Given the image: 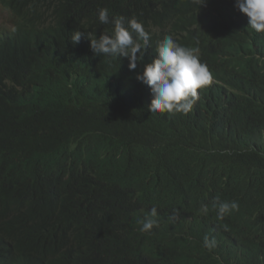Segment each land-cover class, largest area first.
<instances>
[{
  "label": "trees",
  "instance_id": "obj_1",
  "mask_svg": "<svg viewBox=\"0 0 264 264\" xmlns=\"http://www.w3.org/2000/svg\"><path fill=\"white\" fill-rule=\"evenodd\" d=\"M234 5L0 0V264H264V32ZM101 8L148 32L136 69L92 52ZM166 35L211 74L187 113L136 79Z\"/></svg>",
  "mask_w": 264,
  "mask_h": 264
},
{
  "label": "clouds",
  "instance_id": "obj_2",
  "mask_svg": "<svg viewBox=\"0 0 264 264\" xmlns=\"http://www.w3.org/2000/svg\"><path fill=\"white\" fill-rule=\"evenodd\" d=\"M194 3L199 7L205 0H194ZM234 6L246 15L248 25L254 31L264 32V0H235ZM97 15L101 24H111L113 30L111 34H102L98 38L86 37L90 41L92 52L108 57H126L128 68L136 69L137 62L143 59L144 50L149 46V34L144 26L135 18L126 20L123 16H118L110 19L107 8L99 9ZM84 35L75 30L70 41L75 45ZM155 53L156 57L152 62L144 64L142 73L136 76L137 80L151 89L149 111L187 113L198 98L197 90L211 82L207 66L200 62L192 49L181 46L171 35H166L158 41ZM212 206L220 218L238 207L234 201L225 202L219 198H216ZM202 211L207 213L208 207L202 206ZM173 213L174 216L179 215L176 209ZM156 217L157 208L152 207L149 214L139 221V231L150 232L153 227L158 226ZM204 246L211 250L215 246V240L205 237Z\"/></svg>",
  "mask_w": 264,
  "mask_h": 264
},
{
  "label": "rangeland",
  "instance_id": "obj_3",
  "mask_svg": "<svg viewBox=\"0 0 264 264\" xmlns=\"http://www.w3.org/2000/svg\"><path fill=\"white\" fill-rule=\"evenodd\" d=\"M9 24V18L6 15L5 12H3L2 10H0V26L1 25H6Z\"/></svg>",
  "mask_w": 264,
  "mask_h": 264
},
{
  "label": "bare ground",
  "instance_id": "obj_4",
  "mask_svg": "<svg viewBox=\"0 0 264 264\" xmlns=\"http://www.w3.org/2000/svg\"><path fill=\"white\" fill-rule=\"evenodd\" d=\"M69 75H71L70 73H69ZM75 84V83H74ZM72 90V89H71ZM73 94V92L71 93V95ZM109 99V98H108ZM83 102H85V101H83ZM88 101H86V103H87ZM102 102H104V101H102ZM76 103V102H75ZM91 104V103H90ZM111 105V104H110ZM76 107V106H75Z\"/></svg>",
  "mask_w": 264,
  "mask_h": 264
}]
</instances>
